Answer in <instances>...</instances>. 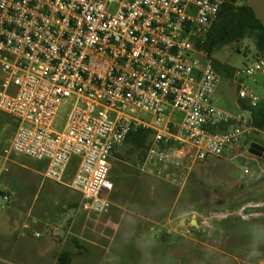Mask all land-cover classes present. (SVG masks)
<instances>
[{"label":"built area","instance_id":"obj_1","mask_svg":"<svg viewBox=\"0 0 264 264\" xmlns=\"http://www.w3.org/2000/svg\"><path fill=\"white\" fill-rule=\"evenodd\" d=\"M227 2L0 0V112L16 123L10 152L45 163L44 179L57 184H65L71 160L79 159L66 185L81 195L85 211L107 215L114 155L144 129L153 135L138 172L183 192L195 165L260 131L252 118L262 99L242 83L238 97L248 104L241 114L213 105L221 76L198 49ZM256 75L264 76V56L235 76ZM64 104L67 123L56 132ZM7 161L0 176L9 172ZM2 199L0 217L9 202L6 194ZM209 215L220 220L229 212ZM204 220L189 210L180 230L190 237V223Z\"/></svg>","mask_w":264,"mask_h":264},{"label":"rangeland","instance_id":"obj_2","mask_svg":"<svg viewBox=\"0 0 264 264\" xmlns=\"http://www.w3.org/2000/svg\"><path fill=\"white\" fill-rule=\"evenodd\" d=\"M257 55L256 39L249 37L210 57L221 76L212 100L216 108L241 114L240 105L248 103L239 100L240 83L264 100V76H235ZM69 109L68 104L61 107L54 131L62 132ZM15 132L14 119L0 112V166L9 161V172L0 176V202L1 193L9 198L1 221L12 219L0 228V264H52L63 250L73 254L72 264H264V160L249 153L253 143L264 148L263 131L240 148L195 165L183 192L138 172L145 155L129 144L120 146L110 174L114 191L108 198L114 206L107 215L79 208L81 195L67 187L79 159L71 160L65 184L45 180V163L10 152ZM193 208L205 220L187 237L179 226ZM215 211L229 216L210 219Z\"/></svg>","mask_w":264,"mask_h":264},{"label":"trees","instance_id":"obj_3","mask_svg":"<svg viewBox=\"0 0 264 264\" xmlns=\"http://www.w3.org/2000/svg\"><path fill=\"white\" fill-rule=\"evenodd\" d=\"M242 0H228L219 12L217 20L212 25L206 42L199 50L211 57L215 51L224 46L240 43L241 41L255 37L258 50L257 57L264 56V27L256 18L248 0L240 4ZM214 68L215 65H213ZM253 125L256 129L264 131V100L259 108L253 113ZM153 133L140 129L131 133L124 144H129L133 151L141 152L145 155L151 142ZM200 211L198 208H193ZM73 254L68 250H63L57 256L55 264H72Z\"/></svg>","mask_w":264,"mask_h":264},{"label":"water","instance_id":"obj_4","mask_svg":"<svg viewBox=\"0 0 264 264\" xmlns=\"http://www.w3.org/2000/svg\"><path fill=\"white\" fill-rule=\"evenodd\" d=\"M248 2L256 18L258 19V21L261 22L264 27V0H248ZM249 153L254 157L264 160V148L258 144H251L249 148ZM182 225L184 226V223H182ZM191 225L196 228L198 227L197 224L194 222H191Z\"/></svg>","mask_w":264,"mask_h":264},{"label":"crops","instance_id":"obj_5","mask_svg":"<svg viewBox=\"0 0 264 264\" xmlns=\"http://www.w3.org/2000/svg\"><path fill=\"white\" fill-rule=\"evenodd\" d=\"M245 108H246V105H245V104H241V105H240V109H241V111H242L243 109H245ZM4 162H5V161H4ZM8 162H9V161H7L6 164H8ZM2 194H5V193H1V196H2ZM81 200H82V198L79 200V203H78V207H79V208L82 207V205H81V203H82ZM79 205H81V206H79ZM76 206H77L76 204L73 205V207H76ZM3 218H4V217H0V228H1V227H3V228L7 227L8 224L12 221V219H11V220H8V221L6 220V222L3 221V222H4V223H3V222L1 221V220H3ZM71 222H72V221H71ZM71 224H72V223H71ZM70 226H72V225H70ZM24 227H28V226L25 225ZM7 234H8V235H11V234H12L11 230H10ZM36 235H37V234H36ZM22 236H24V235H22ZM161 236H162V235H161ZM161 238H163V240H164L165 242L167 241V237L162 236ZM157 239H160V236H157ZM65 243H66V241H65ZM154 248H155V247H154ZM60 253H61V252H60ZM60 253H59V254H60ZM153 253H157V252L154 251V252L151 253V255H153ZM59 254H55V255L53 256V258H52V261H53L52 264H55L56 259H57V256H58ZM159 254H160V253H159ZM152 258H153V257H152ZM154 258H156V257H154ZM154 258H153V259H154ZM153 259H152V260H153ZM141 260H142V259H141ZM141 260H140V261H141Z\"/></svg>","mask_w":264,"mask_h":264}]
</instances>
